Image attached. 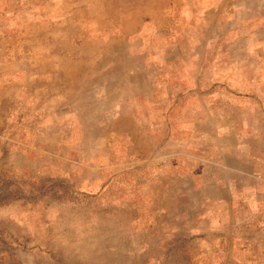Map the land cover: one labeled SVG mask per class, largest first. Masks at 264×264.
Returning a JSON list of instances; mask_svg holds the SVG:
<instances>
[{"label":"rangeland","instance_id":"obj_1","mask_svg":"<svg viewBox=\"0 0 264 264\" xmlns=\"http://www.w3.org/2000/svg\"><path fill=\"white\" fill-rule=\"evenodd\" d=\"M0 264H264V0H0Z\"/></svg>","mask_w":264,"mask_h":264}]
</instances>
